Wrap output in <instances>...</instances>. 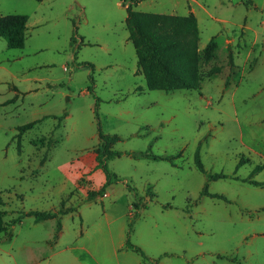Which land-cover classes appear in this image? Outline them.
Here are the masks:
<instances>
[{"label": "rangeland", "instance_id": "374dc122", "mask_svg": "<svg viewBox=\"0 0 264 264\" xmlns=\"http://www.w3.org/2000/svg\"><path fill=\"white\" fill-rule=\"evenodd\" d=\"M134 1L0 0L1 15L28 16L23 48L0 37V264H139L126 239L154 264H264V185L240 180L264 181V0ZM130 2L164 14L193 8L198 89H147L125 24ZM98 129L117 136L106 161L116 180L87 201L104 175L81 174ZM144 150L173 164L132 155ZM214 173L228 177L208 180ZM205 184L228 201L202 194Z\"/></svg>", "mask_w": 264, "mask_h": 264}, {"label": "trees", "instance_id": "16d2710c", "mask_svg": "<svg viewBox=\"0 0 264 264\" xmlns=\"http://www.w3.org/2000/svg\"><path fill=\"white\" fill-rule=\"evenodd\" d=\"M140 0H135L138 2ZM126 18L125 24L128 31V39L132 43L138 69L144 76L146 87L149 90H163L165 92L175 89H198L200 87V76L198 73V48L197 41L199 31L197 27V18L193 12H188L186 15L164 14L155 12H144L132 8L131 2L125 6ZM28 16L26 14H0V37L4 38L9 48H22L25 41V30ZM216 41L211 37L201 50L203 59L210 60L214 56L216 49ZM83 66L92 67L89 63H83ZM219 72L218 67H213L210 70L209 76ZM90 82L93 83L91 75ZM228 84V81H225ZM91 91L89 85L86 89ZM138 90V89H135ZM96 111V109H94ZM63 113L60 118L64 117ZM36 121H32L18 127V138L21 133L32 127ZM117 141V136L102 133L98 129V144L95 148L96 166L100 168L104 174V181L97 189L87 191V201L95 199L97 196L104 195L107 186L115 179L109 171L106 161L118 155V152L112 149V145ZM199 146L194 153V162L198 170L204 172L203 165L199 157ZM134 156L146 157L149 159H165L173 164V157L166 155H154L149 150L134 151ZM242 160L239 161L240 164ZM262 166H255V170ZM227 174L214 173L208 174L207 178H226ZM233 179H239L233 176ZM255 186H263V182L247 178L240 179ZM202 194L210 195L225 201H228L222 194H212L207 191L205 184ZM3 199L0 193V205H3ZM134 208L137 203H134ZM168 205L166 204L165 207ZM71 208L68 211L61 209L55 211H36L30 210L19 215L12 223L19 221L21 217L28 215L33 216L34 221H41L49 218H55L61 214L73 211ZM5 212L0 208V234L7 229V222L4 220ZM60 229V220L57 218V231ZM126 245L130 249L139 252L144 264H154L140 250L139 247L131 244L126 239Z\"/></svg>", "mask_w": 264, "mask_h": 264}, {"label": "crops", "instance_id": "0c3cea01", "mask_svg": "<svg viewBox=\"0 0 264 264\" xmlns=\"http://www.w3.org/2000/svg\"><path fill=\"white\" fill-rule=\"evenodd\" d=\"M193 12L194 14H195V11L193 10V8H190V10H189V12ZM195 16H196V14H195ZM197 18V17H196ZM28 19V18H27ZM26 25H27V22H26ZM198 31H199V29H198ZM25 42V41H24ZM24 46V45H23ZM23 48V47H22ZM98 143V142H97ZM99 169L100 168H98L97 166H96V160H95V155H94V158H93V163H92V166L90 167V168H88V169H84L83 171H82V173L81 174H83V175H88V178H89V181H90V179L92 178V176L95 174V175H97V176H100V171H99ZM101 170V169H100ZM74 179H75V181H76V178H75V175H74ZM104 175L102 176L101 175V178L99 179V182L97 183V185H95V186H91L90 185V187L92 188V189H97L102 183H103V181H104ZM107 194H106V192L104 193V196H106ZM139 264H144L143 263V260H142V258H141V261L140 262H138Z\"/></svg>", "mask_w": 264, "mask_h": 264}]
</instances>
